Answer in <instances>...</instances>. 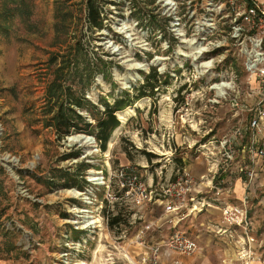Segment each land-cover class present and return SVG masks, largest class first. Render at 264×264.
<instances>
[{"label":"rangeland","instance_id":"374dc122","mask_svg":"<svg viewBox=\"0 0 264 264\" xmlns=\"http://www.w3.org/2000/svg\"><path fill=\"white\" fill-rule=\"evenodd\" d=\"M59 1L36 0L28 25L20 21L8 37L0 32V124L5 130L0 161L8 154L25 166L35 157L38 161L36 173L24 177L28 195L19 192L0 163V227L10 235L0 237V255L10 264H170L177 253L168 252L166 239L156 235L164 205L141 207L132 197L120 199L111 205L110 217L121 213L122 225H104L87 240L65 224L68 209L90 208L69 192L84 191L89 172L107 175V163L112 170L136 171L147 188L161 191L177 182L182 164L208 161L209 142L224 138L233 142V161H250V147L264 146V128H251L264 111V0H93L104 18L102 29L89 23V0H62L60 32L68 31L66 43L55 30ZM153 70L161 76L156 97L141 100L125 123L117 114L121 126L110 139L111 149L108 143L110 154H94L89 143L69 142V137L91 134L59 142L48 127L53 115L46 114L48 88L57 77L72 74L75 89L81 87L78 95L84 86L86 100L104 112V101L133 97ZM81 114L96 124L89 112ZM258 195L264 198L263 191ZM148 225L152 229L141 239ZM70 230L75 250L62 260ZM7 241L15 244L11 252L5 250ZM252 249L258 255L264 246Z\"/></svg>","mask_w":264,"mask_h":264},{"label":"built area","instance_id":"2783aa9c","mask_svg":"<svg viewBox=\"0 0 264 264\" xmlns=\"http://www.w3.org/2000/svg\"><path fill=\"white\" fill-rule=\"evenodd\" d=\"M257 7L259 8V6ZM245 19L249 20L248 17ZM251 128L262 132L264 128V111L256 114V117L251 122ZM4 131L0 124V144ZM87 139L90 147L95 149L94 154H100L102 150L96 137H88ZM209 144L212 150H209L208 161H206L208 166L206 175L196 179L184 170V173L177 178V182L170 183L166 189L161 191L154 189L152 186L147 188L140 174L136 171L128 168H121L117 171L112 170L110 163H107L110 170L107 175L104 171H94L95 176L89 172L86 176L87 185L84 191L81 192L77 189L72 191H78L82 196L76 200L82 201L90 208L87 210L78 209L77 207L68 209L67 213L71 210H83L87 213L73 215L68 213V221L65 222L77 224H69L67 226L75 231H82L84 233L83 236L87 240L93 235H99L98 233L102 232L104 225L110 228V209L113 207L111 205L127 197H132L135 203L141 207L160 203L164 205L166 214H182L180 215L181 218H184V212H187L185 213L187 215L201 213L207 208H218L222 214L223 226L217 229L215 235L217 237L230 235L231 239L236 240V243L240 246L236 263L255 264L264 262L263 257L256 255L252 249L253 243H255L252 238L254 229L252 200L257 197L259 190L264 192V146L250 147L249 154L252 156L250 161L240 160V158L238 161H233L235 160V155L233 142L230 139L224 138L214 142L210 141ZM34 159L35 161H30L26 167L17 156L10 154L1 156L0 163L2 167L8 171L11 179L19 186V192L23 195L29 194L24 177L36 173L38 161L37 157ZM91 176L94 177L91 178ZM114 180H116L115 183L113 182ZM239 180L243 183L245 194L241 203L236 205L231 203V199L236 196L235 186ZM113 185L121 193L120 196L116 194ZM123 193L125 197H123ZM72 198L75 199L73 196ZM261 200V205L264 206V198ZM66 207L68 208V206ZM82 217H85V219ZM96 222L97 224H94ZM10 226L12 227L13 225ZM151 229L152 225L145 227L141 231V239L146 237L147 231ZM72 236L71 230L65 236L68 242L66 244L68 252L63 254L67 255L66 258L68 259H70L72 252L75 250L76 243L73 242ZM87 240L82 242H87ZM163 242H165L164 245L168 251H174L180 257H193L200 251L197 239L182 232L171 235ZM78 243L79 245L76 247L82 248V243ZM174 264L183 263L178 259L174 261Z\"/></svg>","mask_w":264,"mask_h":264},{"label":"trees","instance_id":"16d2710c","mask_svg":"<svg viewBox=\"0 0 264 264\" xmlns=\"http://www.w3.org/2000/svg\"><path fill=\"white\" fill-rule=\"evenodd\" d=\"M35 1L36 0H0V32L8 37L11 28L13 29L15 26L19 25L20 21L28 25L35 13ZM65 1L68 2V0ZM63 6H66V4L64 5L62 0L57 2L58 8L57 15L55 16L57 24L55 30L61 41L63 40V43H66L68 41V31H65L64 33L60 32L62 29L61 24L64 22V17L60 16V12L62 11L61 8H63ZM87 6L89 12L88 20L91 27L102 29L104 26V18L102 17L101 10L93 0H89ZM70 26L71 24L64 27H67L69 30ZM78 44V47H81L80 43ZM85 66L90 67L89 64H86ZM65 68L66 67L62 69L63 74H65ZM87 68H85L86 73L89 72V69ZM71 76L72 74L69 75V79H66V76L57 77L54 83H51L48 88L47 104L45 106L47 111L46 114H53L50 119H48V127L53 128L56 131L59 142L76 133L91 134L96 137L103 152L107 151L108 143L112 138L114 131L121 126L117 114L134 106L137 102L143 99H154L157 94L156 90H159L160 88L161 78L158 72L153 70L148 76H145L144 85L136 87L133 90L136 92L133 97L126 94L125 98L121 97L115 99L113 104L104 101L105 110L102 112L86 100L84 97L86 92L84 86L82 87L84 93L78 95L79 91H81V87L75 89L74 85L76 80L72 79ZM65 82H69V85H64ZM84 111L89 112V116L95 120L96 124L88 121L87 118L81 114ZM182 166L184 168V164H182ZM2 217L3 214H0V220ZM122 223V214L117 213L111 219L109 227L113 229L122 225ZM1 236L8 237L10 235H4L0 227V237ZM5 247L7 252H11L15 247V244L13 245L10 241H7Z\"/></svg>","mask_w":264,"mask_h":264},{"label":"crops","instance_id":"0c3cea01","mask_svg":"<svg viewBox=\"0 0 264 264\" xmlns=\"http://www.w3.org/2000/svg\"><path fill=\"white\" fill-rule=\"evenodd\" d=\"M184 162L188 164V161ZM207 168L206 161L200 164L197 162L189 166L184 165V170L196 179L206 175ZM235 191L236 196L231 199V203L238 205L241 203L245 194L241 180L237 182ZM258 192L261 191L259 190ZM261 199H259V197H254L252 200V213L257 217L256 220L258 222V224L254 225V228L257 226L255 231H257V228L261 231L260 234L258 232L256 234L253 230L252 238L255 240L253 247L258 246L259 250L264 246V206L261 205ZM185 213L187 212H184V218H181L180 215L182 214H166L164 209L161 219L157 222L159 225V232L156 234L158 235L157 239L165 240L177 232L186 233L197 239L200 251L194 257L188 259L180 258L178 254L177 256L172 254V256L176 258L168 259L170 264H173L174 261L178 259L181 260L183 264H241L236 263L240 251V246L236 243V240L231 239L230 235H225L223 237H217L215 235L217 229L223 226L222 214L218 208H207L201 213L187 215ZM258 252V256L264 258L263 249ZM161 258H166L165 254H162ZM0 264H10V260L0 255Z\"/></svg>","mask_w":264,"mask_h":264},{"label":"bare ground","instance_id":"6f19581e","mask_svg":"<svg viewBox=\"0 0 264 264\" xmlns=\"http://www.w3.org/2000/svg\"><path fill=\"white\" fill-rule=\"evenodd\" d=\"M223 87H227L225 84H223L222 85ZM222 88V87H221ZM142 103H143V101H141V102H138L135 106H132V107H129L126 111H124V112H119L118 113V117H119V119L122 121V123H125L126 121H127V119H128V117H130V116H132L133 114H135L136 113V110H137V108H140L141 106H142ZM120 128H117V130L115 131V133H114V135L118 132V130H119ZM113 135V136H114ZM69 142H71V143H81V144H86V145H88V143H89V140L87 139V137H84V136H75V137H69ZM112 146H113V142H112V140L109 142V147H110V149L112 148ZM206 147V146H205ZM204 147V148H205ZM110 151L108 150V152L106 151V153L107 154H110L109 153ZM95 153V152H94ZM92 175H94L95 176V173H91ZM94 176H91V178L92 177H94ZM91 181H96V180H91ZM78 191H76V192H73L72 193V191H70L69 192V194H71L75 199H78L79 197H81L82 195L78 192ZM68 213H70V214H86L87 212H85V211H77V210H75V211H73V210H71L70 212H68ZM82 218H84L85 219V217H82ZM87 218V217H86ZM65 224L66 225H69V224H72V225H75V224H77V223H71V222H65ZM94 224H97V222L96 223H94ZM66 256L67 255H65V254H61V258L60 259H64V258H66ZM61 260V261H62ZM58 261H59V259H58ZM58 264V263H57Z\"/></svg>","mask_w":264,"mask_h":264}]
</instances>
